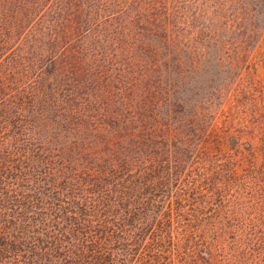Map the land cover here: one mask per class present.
I'll list each match as a JSON object with an SVG mask.
<instances>
[{"label": "trees", "instance_id": "1", "mask_svg": "<svg viewBox=\"0 0 264 264\" xmlns=\"http://www.w3.org/2000/svg\"><path fill=\"white\" fill-rule=\"evenodd\" d=\"M54 1L0 0V264H174L177 250L185 259L202 238L196 214L217 204L181 175L195 156L171 136L168 91L114 90L108 78L83 90L85 58L106 74L96 32L77 20L79 0ZM107 4L95 24L114 17Z\"/></svg>", "mask_w": 264, "mask_h": 264}, {"label": "rangeland", "instance_id": "2", "mask_svg": "<svg viewBox=\"0 0 264 264\" xmlns=\"http://www.w3.org/2000/svg\"><path fill=\"white\" fill-rule=\"evenodd\" d=\"M101 1L79 0L76 18L96 32L92 53L106 73L85 58L83 90L107 78L114 90L159 83L171 136L192 143L181 175L217 204L196 214L202 238L185 259L177 250L174 264H264V0H109L103 13L114 17L95 24ZM113 50L121 74L110 67Z\"/></svg>", "mask_w": 264, "mask_h": 264}]
</instances>
